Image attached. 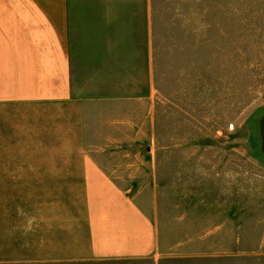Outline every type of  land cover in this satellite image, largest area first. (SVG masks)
Here are the masks:
<instances>
[{"label": "rangeland", "instance_id": "rangeland-1", "mask_svg": "<svg viewBox=\"0 0 264 264\" xmlns=\"http://www.w3.org/2000/svg\"><path fill=\"white\" fill-rule=\"evenodd\" d=\"M132 33L108 83L134 95L147 87V66ZM155 48L153 98L8 114L0 168L78 164L92 150L130 195L161 209L172 243L185 239L176 225L219 226L192 238L214 251L206 262L264 264V0H157ZM107 71L89 84L107 82ZM24 191L0 183L1 237L18 233Z\"/></svg>", "mask_w": 264, "mask_h": 264}, {"label": "crops", "instance_id": "crops-1", "mask_svg": "<svg viewBox=\"0 0 264 264\" xmlns=\"http://www.w3.org/2000/svg\"><path fill=\"white\" fill-rule=\"evenodd\" d=\"M156 28L157 0H0V124L21 109L153 98ZM125 30L137 31L129 43L147 66V87L134 95L108 83L123 60ZM105 70L107 82L89 84ZM79 153L78 164L0 168V183L25 190L18 233L0 235V264H209L214 251L192 238L217 235L219 226L205 234L203 225L188 233L176 225L185 239L172 243L158 206L130 195L94 151ZM76 154L72 148L66 155ZM232 247L235 256V241Z\"/></svg>", "mask_w": 264, "mask_h": 264}]
</instances>
